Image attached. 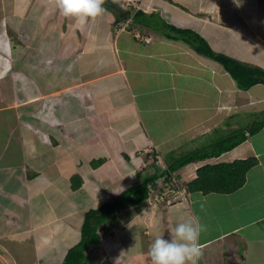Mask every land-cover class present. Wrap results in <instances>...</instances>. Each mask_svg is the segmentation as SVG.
Wrapping results in <instances>:
<instances>
[{
  "label": "crops",
  "instance_id": "1",
  "mask_svg": "<svg viewBox=\"0 0 264 264\" xmlns=\"http://www.w3.org/2000/svg\"><path fill=\"white\" fill-rule=\"evenodd\" d=\"M140 1L141 10L161 20L119 32L104 13L80 23L57 17L54 0H0V264L61 263L81 239L86 211L119 196L148 167L139 150L150 147L152 161L157 153L169 160L234 135L263 114L264 84L240 89L220 61L168 37L163 22L197 31L216 51L264 67V0ZM241 113L248 115L245 124L226 123ZM251 156L258 163L239 189L191 192L188 202H179L180 218L193 215V223L209 225L196 264H215L208 256L213 251L223 254L218 264H264V126L210 160ZM200 164L180 169L184 181ZM76 175L81 185L74 189ZM207 208L215 212L209 222L202 214ZM156 216L134 232L136 252L123 263L152 264L148 249L166 221ZM135 218L145 216L134 215L132 223ZM117 220L107 222L100 244L118 230L124 235ZM100 244L88 253L95 249V258L108 259Z\"/></svg>",
  "mask_w": 264,
  "mask_h": 264
},
{
  "label": "trees",
  "instance_id": "2",
  "mask_svg": "<svg viewBox=\"0 0 264 264\" xmlns=\"http://www.w3.org/2000/svg\"><path fill=\"white\" fill-rule=\"evenodd\" d=\"M114 4L123 9L115 0H105L104 3V6L111 10L114 16L112 26L114 31H118L125 23L126 29L129 25L132 26L133 24L152 25L151 20L140 21L137 19V17L141 15H147V12L144 10L138 9L134 14L130 13V10H128V13L121 14L117 8L112 6ZM149 15L154 16L157 14L152 13ZM129 17H132V20L128 21L127 19ZM163 24L168 30V37L182 39L193 45L201 53L210 55L220 61L224 68L236 80L240 89L247 90L256 84H264V67L253 65L216 51L212 48L207 39L197 31L188 28H180L169 22H163ZM262 126H264V112L261 120L253 121L249 129L252 132H256ZM243 130L237 129L233 133L234 135L221 138L220 141L215 144H205L192 151L183 153L178 157L173 156L169 158V160L166 158L169 161L168 171H175L189 162L218 156L224 151L232 149L245 139L246 135L242 132ZM156 159H158V157ZM103 161V158L94 160V165H99V163ZM257 163L258 159L255 156H251L229 162L205 164L198 169L197 177L187 183L188 190L192 193H202L204 195H210L214 192L217 194L234 192L246 183L248 171ZM144 169H146L145 166L137 171V179L141 180L139 183L133 184L119 196H116L112 201L105 202L97 208H91L85 213L81 227V239L67 250L60 264H88L91 260L88 250L92 246L100 244L102 241L105 224L117 220L119 210L140 206L143 201L148 198L150 194L149 185L152 183L156 184L160 174L165 173V171L162 172V168H160V170L157 168V170L151 174H143ZM168 171L166 170L167 173ZM76 176L78 178L80 177L79 175ZM80 185L81 182L79 178V182H74L73 187L76 189ZM207 209H210V211L202 214L206 217V222H209V218L212 220L215 217V212L214 208Z\"/></svg>",
  "mask_w": 264,
  "mask_h": 264
},
{
  "label": "rangeland",
  "instance_id": "3",
  "mask_svg": "<svg viewBox=\"0 0 264 264\" xmlns=\"http://www.w3.org/2000/svg\"><path fill=\"white\" fill-rule=\"evenodd\" d=\"M120 2L122 3L123 8L130 10V13H132V14H134V12H136L138 9H140V6L142 4V2L140 0L139 1L138 0H120ZM103 7L105 8V11L103 12L104 16L110 20H114V16L109 14L110 13L109 11H111V10L106 8L104 5H103ZM147 8L149 9L148 6H147ZM56 16L57 17L60 16V18L62 20H68L66 17L62 16L60 13L58 15L57 11H56ZM137 19L140 21H142V20H151V21L161 20V18L158 17L157 15L152 16L149 14L141 15V16L137 17ZM31 20H37V19L31 18ZM101 20H103V19H101ZM125 27H126V23L122 25L121 30H120L121 27L118 30L125 31V29H126ZM134 33L136 34V38H138V40L142 37V34L139 33V31L138 32L136 31ZM146 41H148V40H146ZM23 46H27V45L22 44V46L20 47V50L22 49ZM23 51L24 50H22L21 53H23ZM34 72H35V75L38 76L39 70L34 69ZM13 75H15V73ZM39 79H40V77H39ZM246 116H248V115H246V113L245 114H242V113L241 114H235L232 117L228 118L226 120V123L229 125H233V124H236L238 122H242L243 124H245ZM261 118H262V114L259 113L256 115L254 121H259V120H261ZM223 125H222V127H223ZM227 127H228V125L225 128H227ZM149 145L151 146L152 143ZM160 146H161V144H160ZM159 147L158 148L155 147L154 149L160 151ZM161 147L163 148V146H161ZM149 148L150 147H148L146 150L144 149V150L138 151L139 154L142 153V162L146 166H148V167H146V170H145L146 174L151 173L153 171L155 172V168H156V170H157V168H158V170H160L159 164H161L163 166L165 163V160H163V159L160 162V159L163 157V154H161V153H157L158 154V156H157L158 160L152 161L153 159L150 158L149 156L151 154L150 152H152L153 150L149 149ZM174 156H176V155H174ZM148 158L150 160V163H147ZM201 163L203 164L205 162H201ZM187 174H188V170H187ZM74 180H76V179H74ZM140 181H141L140 179H138V180L136 179L135 181L132 182V185L135 183H139ZM128 186H130V185H128ZM149 187H150V194H149L148 198L145 201H143V203L139 207L138 206L137 207H130V208H126V209H122V210L118 211L119 220H117V221H119V222L121 221L118 225V228H124L125 227V231L123 230L124 235H122V237H121V234H120V232H118L119 231L118 230V231H116V233L113 237H111V238L105 237V239H103V243L97 247L98 248L97 250L99 252L101 251L100 254L104 253L105 250H107V253L109 254L110 257L108 256V259H106V257H105V260H104V258H102L101 260H98V257L96 255L95 256L97 258L94 257V253H95V249H94L91 251L92 253L89 252V254L91 256H93V258H94L93 261H92V259L90 260V262L92 261L90 264H106L105 262L109 263L111 260H114L113 264H125L122 261H125V258L127 256H131L134 254V252H136V249H134V247H133V246H136V243H137L136 240H134V236L137 233L136 230H138V229L143 230L144 227L146 226V224L151 223V221H150L151 218H157L156 213H158V214L161 213L166 218V221L165 220H161V221L156 220V224H157L156 226L157 227H159L160 224H161V226H163L162 231H160V229H159V232H160L159 236H163V238H165V239L170 238V234L168 231L170 229V227H173L176 224L181 223V222H186V220L180 218L176 212V208H178V206H180V204H179L180 200H177V195H169L171 192H167L165 194V196L163 197L164 201L160 202V200H161L160 191L157 189V187H155V185L151 184ZM113 199H114V197L112 198V200ZM112 200H108V201H112ZM172 200H174V201H172ZM108 201H106V202H108ZM182 206H184V205H182ZM186 208H188V207H186ZM172 214H173V217H172ZM187 214L189 215V213H187ZM134 215L140 216L142 218L145 216V218H143L141 221H139V220L136 221L137 218H135V221L138 223H132V218ZM171 217L174 220H172ZM186 218L188 219V221H191V222H194V220H195L193 215H191V217H186ZM159 221H160V224H159ZM200 223L206 225L205 221H202ZM132 224L134 226L131 227ZM206 226L208 227L209 225H206ZM134 232H135V234H134ZM122 239L125 241L123 242ZM235 243L236 242H234V244ZM111 244H113V245H111ZM219 248H221V247H219ZM137 251H138V249H137ZM228 255H230V254H228ZM208 256L210 258H212L211 262H213L215 264H218V259L222 262V259L224 258L223 254L221 252L216 253L215 251H213L212 256H211V253ZM56 264H60V261ZM223 264H227V263H223Z\"/></svg>",
  "mask_w": 264,
  "mask_h": 264
},
{
  "label": "clouds",
  "instance_id": "4",
  "mask_svg": "<svg viewBox=\"0 0 264 264\" xmlns=\"http://www.w3.org/2000/svg\"><path fill=\"white\" fill-rule=\"evenodd\" d=\"M104 3L105 0H54V4L62 16L73 18L80 23H85L88 19H95L101 15L105 11L103 7ZM128 20H132V17H129ZM121 29L122 27L120 30ZM242 132H244L245 135L255 133L249 129V126L244 128ZM245 140L246 137L243 141ZM181 154H177L176 156L178 157ZM162 159L165 160V163L163 166L160 164L159 166L162 168V172L165 171V173L160 174L156 184L152 183V185L157 187L163 197L167 192H171L169 195H177V200H180V202H188V196L191 194V191L188 190L187 183L191 180L184 181V178L179 173L180 169L190 163L205 162L196 168L197 173L201 166L212 163L210 160L211 157L189 162L175 171H168L169 161L163 157L160 160ZM196 177L197 175L194 178ZM161 201H164V199L161 198L160 202ZM168 231L170 234L169 239H165L163 236H157L154 242L149 246L148 256L152 264H196L197 260L203 255L199 245V239L201 234L207 231V226L199 222L193 223L191 221H186L170 227Z\"/></svg>",
  "mask_w": 264,
  "mask_h": 264
},
{
  "label": "flooded vegetation",
  "instance_id": "5",
  "mask_svg": "<svg viewBox=\"0 0 264 264\" xmlns=\"http://www.w3.org/2000/svg\"><path fill=\"white\" fill-rule=\"evenodd\" d=\"M113 7H115V8H117L120 12H121V14H126V13H128L129 11L127 10V9H121L119 6L117 7V5L116 4H114V5H112Z\"/></svg>",
  "mask_w": 264,
  "mask_h": 264
},
{
  "label": "built area",
  "instance_id": "6",
  "mask_svg": "<svg viewBox=\"0 0 264 264\" xmlns=\"http://www.w3.org/2000/svg\"><path fill=\"white\" fill-rule=\"evenodd\" d=\"M128 21H130V20H128ZM142 39V38H141ZM147 39H149V38H147ZM160 198H163V196L160 194Z\"/></svg>",
  "mask_w": 264,
  "mask_h": 264
}]
</instances>
